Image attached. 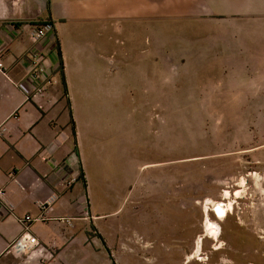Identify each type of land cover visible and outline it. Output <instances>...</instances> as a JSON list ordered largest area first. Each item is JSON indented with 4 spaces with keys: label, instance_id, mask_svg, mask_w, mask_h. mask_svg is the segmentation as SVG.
Returning a JSON list of instances; mask_svg holds the SVG:
<instances>
[{
    "label": "rangeland",
    "instance_id": "obj_1",
    "mask_svg": "<svg viewBox=\"0 0 264 264\" xmlns=\"http://www.w3.org/2000/svg\"><path fill=\"white\" fill-rule=\"evenodd\" d=\"M134 2L86 54L85 219L36 263L264 264V0Z\"/></svg>",
    "mask_w": 264,
    "mask_h": 264
},
{
    "label": "crops",
    "instance_id": "obj_2",
    "mask_svg": "<svg viewBox=\"0 0 264 264\" xmlns=\"http://www.w3.org/2000/svg\"><path fill=\"white\" fill-rule=\"evenodd\" d=\"M134 1L0 0V264L27 263L17 258L11 244L24 231L23 216L38 214L37 200L56 193L52 217L73 216L75 224L85 219L92 178L86 141L90 131L86 118L91 115L86 110L85 74L94 72L101 77L109 72L102 70L98 61L109 23L126 9H136ZM43 20L53 24V32L38 44L51 81L43 95H33L24 59L32 45L26 25ZM57 43L64 84L56 70ZM86 54H97L95 59L101 65L95 62L94 68L89 67L92 60ZM141 59L133 66L138 80L156 71V64ZM136 85L140 94L139 81ZM70 178L75 180L67 185ZM59 228L72 229L53 220L28 224L39 244L59 241L55 232ZM43 249L39 245L26 255L36 260L29 263L40 262L37 256Z\"/></svg>",
    "mask_w": 264,
    "mask_h": 264
},
{
    "label": "built area",
    "instance_id": "obj_3",
    "mask_svg": "<svg viewBox=\"0 0 264 264\" xmlns=\"http://www.w3.org/2000/svg\"><path fill=\"white\" fill-rule=\"evenodd\" d=\"M28 36L32 45L24 54V59L27 62V75L32 84L33 95H43L47 85L51 81L50 76L46 75L43 66V53L38 48L39 42L47 35L53 32V24L49 20L28 22L27 25ZM3 67L0 62V69ZM4 128H2L3 130ZM75 178L67 180L66 184L74 182ZM3 191L0 190V198H2ZM58 199L56 193H51L44 199L37 200L36 206L39 210L38 214L32 216L30 214L24 215L20 222L24 225V231L13 241L11 247L21 253L32 252L39 246V242L35 235L28 230V224L33 222H46L53 220L66 228H72L77 220L73 216L52 217L50 213L53 206ZM10 206V205H9ZM11 207V206H10Z\"/></svg>",
    "mask_w": 264,
    "mask_h": 264
},
{
    "label": "trees",
    "instance_id": "obj_4",
    "mask_svg": "<svg viewBox=\"0 0 264 264\" xmlns=\"http://www.w3.org/2000/svg\"><path fill=\"white\" fill-rule=\"evenodd\" d=\"M56 54H57V57H58V64H57L56 70L58 72H60L61 79H62V82L64 84L63 66H62V60H61L60 53H59V45H58V43L56 44ZM71 129H72V135L74 136L75 133H74V127H73V122L72 121H71Z\"/></svg>",
    "mask_w": 264,
    "mask_h": 264
},
{
    "label": "bare ground",
    "instance_id": "obj_5",
    "mask_svg": "<svg viewBox=\"0 0 264 264\" xmlns=\"http://www.w3.org/2000/svg\"><path fill=\"white\" fill-rule=\"evenodd\" d=\"M226 210L224 207H222L221 204H216L215 205V212L219 215V216H223L226 214Z\"/></svg>",
    "mask_w": 264,
    "mask_h": 264
}]
</instances>
